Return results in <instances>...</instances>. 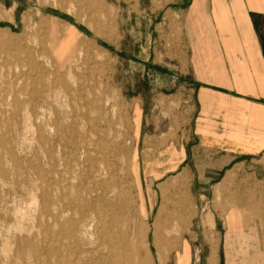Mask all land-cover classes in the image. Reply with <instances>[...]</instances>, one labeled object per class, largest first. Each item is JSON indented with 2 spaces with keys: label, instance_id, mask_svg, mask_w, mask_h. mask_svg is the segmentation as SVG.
<instances>
[{
  "label": "rangeland",
  "instance_id": "1",
  "mask_svg": "<svg viewBox=\"0 0 264 264\" xmlns=\"http://www.w3.org/2000/svg\"><path fill=\"white\" fill-rule=\"evenodd\" d=\"M101 1L0 0V264H171L188 253L165 206L189 194V173L149 176L138 128L149 83L183 80L170 10L181 0ZM67 24L76 33L63 42ZM149 139L148 161L174 140ZM256 207L264 226V201Z\"/></svg>",
  "mask_w": 264,
  "mask_h": 264
},
{
  "label": "crops",
  "instance_id": "2",
  "mask_svg": "<svg viewBox=\"0 0 264 264\" xmlns=\"http://www.w3.org/2000/svg\"><path fill=\"white\" fill-rule=\"evenodd\" d=\"M170 10L183 33V80L149 83L138 128L149 176L189 173V194L165 206L181 235L175 248L188 251L171 264H264L254 220L264 201V0H181ZM164 137L174 140L148 161L144 139Z\"/></svg>",
  "mask_w": 264,
  "mask_h": 264
},
{
  "label": "bare ground",
  "instance_id": "3",
  "mask_svg": "<svg viewBox=\"0 0 264 264\" xmlns=\"http://www.w3.org/2000/svg\"><path fill=\"white\" fill-rule=\"evenodd\" d=\"M95 1V3H96V5H102V1L101 0H94ZM55 27V26H54ZM67 31L66 32H68V35H66V37H65V39H63V42H67V40L68 39H70V38H72L74 35H75V31L73 30V28H72V26L70 25V24H67ZM54 30V29H53ZM56 30V29H55ZM54 30V31H55ZM54 31H53V34H54ZM58 33V32H57ZM61 40V39H60ZM62 42V41H61ZM59 44H60V42H59ZM61 45H62V43H61ZM60 45V46H61ZM65 47V46H64ZM59 48V47H58ZM26 54V53H25ZM62 60V59H61ZM111 262H114V264H117V263H122V261H120L118 258H111Z\"/></svg>",
  "mask_w": 264,
  "mask_h": 264
}]
</instances>
